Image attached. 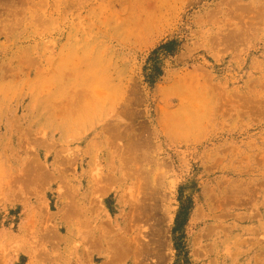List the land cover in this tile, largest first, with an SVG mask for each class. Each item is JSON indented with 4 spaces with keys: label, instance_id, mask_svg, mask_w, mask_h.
<instances>
[{
    "label": "rangeland",
    "instance_id": "1",
    "mask_svg": "<svg viewBox=\"0 0 264 264\" xmlns=\"http://www.w3.org/2000/svg\"><path fill=\"white\" fill-rule=\"evenodd\" d=\"M119 261L264 264V0H0V264Z\"/></svg>",
    "mask_w": 264,
    "mask_h": 264
},
{
    "label": "trees",
    "instance_id": "2",
    "mask_svg": "<svg viewBox=\"0 0 264 264\" xmlns=\"http://www.w3.org/2000/svg\"><path fill=\"white\" fill-rule=\"evenodd\" d=\"M175 43L171 42L168 43L160 48V50H163L166 53H174V47ZM162 74L161 69L155 64V67L151 70V79H155L156 76H160ZM190 213V207L183 205L178 213V216L176 218V227L174 229V234L182 233L184 230V227L186 226L187 219ZM184 238V235H181V240Z\"/></svg>",
    "mask_w": 264,
    "mask_h": 264
},
{
    "label": "bare ground",
    "instance_id": "3",
    "mask_svg": "<svg viewBox=\"0 0 264 264\" xmlns=\"http://www.w3.org/2000/svg\"><path fill=\"white\" fill-rule=\"evenodd\" d=\"M68 103H69V102H68ZM111 128H113V127H111ZM111 131H112V130H111ZM111 131H110V132L108 131V132H109V133H112ZM112 137H113V136H112ZM118 137H120V136H118ZM131 147H132V146H131ZM134 148H135V147H134ZM136 152H137V151H136ZM53 175H54V174H53ZM114 181H115V180H114ZM116 181H117V180H116ZM149 195H150V194H149ZM146 196H148V194H147ZM150 197H151V196H150ZM151 198H152V197H151ZM152 201H153V200H152ZM139 202H140V201H139ZM159 202H160V201H159ZM156 203H157V202H156ZM154 204H155V203H154ZM155 205H156V204H155ZM155 205H152V206H153V210H154V206H155ZM134 206H135V205H134ZM147 206H149V205H147ZM138 207H139V206H138ZM141 207H142V206H141ZM156 207H157V206H155V208H156ZM133 208H134V207H133ZM139 208H140V207H139ZM142 208H143V207H142ZM142 208H141V209H142ZM144 208H145V205H144ZM144 208L142 209L143 212L140 210V211L142 212L141 214L144 213ZM147 208L150 209L151 207L149 206V207H147ZM147 208H146V209H147ZM158 208H159V207H158ZM71 209H72V208H71ZM71 209H70V211L72 212L73 209H72V210H71ZM77 209H78V208H77ZM135 209H137V207H136ZM153 210H152V211H153ZM156 210H157V209H156ZM74 211H75V210H74ZM77 211H78V210H77ZM77 211H75V212H77ZM82 211H83V210H82ZM136 211H137V210H136ZM147 211H149V210L147 209ZM156 212H157V211H155V212L153 213V215H154V214L157 215L158 213H156ZM69 213H70V212H69ZM82 213H83V212H82ZM145 213H151V211H150V212H145ZM71 214H72V213H71ZM71 214H70V215H71ZM74 214H77V213H74ZM83 215H84V213H83ZM138 215L140 216V213H139ZM143 215H144V214H143ZM146 215H147V214H146ZM151 215H152V214H151ZM156 215H154V216H156ZM158 215H159V214H158ZM158 215H157V216H158ZM74 216H75V215H74ZM141 216H142V215H141ZM141 216H140V217H141ZM146 217H147V216H146ZM149 217H150V215H149ZM151 217H152V216H151ZM159 217H160V216H159ZM70 218H71V217H70ZM138 218H139V217H138ZM144 218H145V216H144ZM144 218H143V219H144ZM156 218H158V217H156ZM153 219H154V217H153ZM158 219H159V221L163 222L162 218H161V219L158 218ZM238 219H239V218H238ZM70 220H71V219H70ZM138 220H140V219H138ZM141 220H142V218H141ZM106 222H109V221H106ZM155 222H156V221H155ZM242 222H243V221H242ZM106 224H107V223H106ZM108 224L110 225V222H109ZM158 224H160V223L158 222ZM109 225H108V226H109ZM104 226H105V225H104ZM158 226H159V225H158ZM160 226H161V225H160ZM105 227H106V226H105ZM77 228H78V227H77ZM102 228H103V227H102ZM74 229H75V228H74ZM78 229H79V228H78ZM99 229H100V227L98 228V230H99ZM90 230H91V229H90ZM94 230H95V228H94ZM102 230H103V229H102ZM156 230H157V229H156ZM91 231H92V230H91ZM249 231H250V230H249ZM75 232H76V231H75ZM79 232H81V230H80ZM103 232H104V231H103ZM156 232H157V231H156ZM98 233H99V232H98ZM158 233H159V230H158ZM102 234H103V233H101V235H102ZM118 234H119V233H118ZM105 235H106V233L104 232V235H103V236H105ZM50 236H51V235H50ZM92 236H93V235H92ZM97 236L99 237V235H97ZM116 237H117V235H116ZM121 237H122V236H121ZM124 237H125V236H124ZM124 237H123V238H124ZM157 237H158V236H157ZM54 238H56V236H55ZM54 238H53V239H54ZM101 238H102V236H101ZM101 238H100V239H101ZM104 238H105V237H104ZM231 238H232V237H231ZM114 239H115V238H114ZM116 239H117V238H116ZM125 239H127V238H125ZM135 239H136V238H135ZM135 239H134V240H135ZM85 240H86V239H85ZM98 240H99V239H98ZM115 241H116V240H115ZM122 241H123V240H122ZM135 241H136V240H135ZM139 241H141V240H139ZM157 241H158V240H157ZM103 242H104V240H103ZM125 242H126V241H125ZM136 242H138V241H136ZM107 243H108V242H107ZM109 243H111V242H109ZM109 243H108V244H109ZM127 243H128V242H127ZM105 244H106V242H105ZM115 244H116V243H115ZM110 245H111V244H110ZM128 245H129V244H128ZM137 245H138V244H137ZM107 246H108V245H107ZM112 246H113V245H112ZM112 246H111V247H112ZM122 246H123V245H122ZM138 246H139V245H138ZM140 246H141V245H140ZM144 246H146V245H144ZM148 246H149V244H148ZM148 246H147V247H148ZM108 247H109V246H108ZM117 247H118V244H117ZM126 247L128 248V246H126ZM129 247H130V246H129ZM141 247H143V245H142ZM102 248H103V247H102ZM109 248H110V247H109ZM123 248H124V247H123ZM127 248H126V249H127ZM135 248L138 249L136 245H135ZM144 248H146V247H144ZM103 249H104V248H103ZM110 249H111V248H110ZM117 249H119V247H118ZM121 249H122V248H121ZM132 249H133V248H132ZM132 249L129 248V251L132 250ZM139 249H140V248H139ZM139 249H138V250H139ZM142 249H143V248H142ZM115 250H116V249H115ZM115 250H114V251H115ZM148 250H150V249L148 248ZM148 250H147V251H148ZM105 251H106V250H105ZM112 251H113V250H112ZM120 251H121V250H120ZM135 251H136V250H135ZM135 251H134V252H135ZM143 251H144V250H141V249H140V251H139L140 254L138 253V255H139V256L141 255V256L143 257V255H144V254H142ZM106 252H107V251H106ZM117 252H118V251H116V253H117ZM136 252H138V251H136ZM145 252H146V250H145ZM148 252H149V251H148ZM110 253L113 254L112 252H110ZM118 253H119V252H118ZM123 253H125V252H123ZM128 253H129V252H128ZM106 254H107V253H106ZM111 254H110V255H111ZM126 254H127V253H126ZM130 254H131V253H130ZM147 254L149 255V253H147ZM135 255H137V254H135ZM135 255H134V256H135ZM145 255H146V254H145ZM145 255H144V256H145ZM152 255H153V254H152ZM125 256H126V255H125ZM110 257H111V256H110ZM112 257H113V255H112ZM112 257H111V258H112ZM126 257H127V256H126ZM130 257H131V256H130ZM135 257H136V256H135ZM114 258H116V257H114ZM126 259H127V258H126ZM134 259H137V257L134 258ZM139 259H140V258H139ZM139 259H138V260H139ZM148 259H149V258H148ZM144 260H145V259H144ZM146 260H147V258H146ZM119 262H120V261H119ZM119 262H118V264H119ZM122 262H123V261H122ZM137 262H139V261H137ZM104 263L107 264L106 262H104ZM108 263H109V262H108ZM135 263H136V261H135ZM116 264H117V263H116ZM120 264H121V262H120ZM136 264H138V263H136Z\"/></svg>",
    "mask_w": 264,
    "mask_h": 264
}]
</instances>
